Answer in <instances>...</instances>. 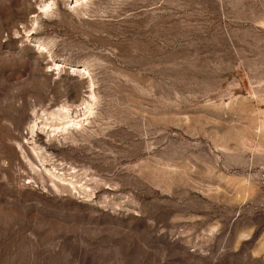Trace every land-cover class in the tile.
I'll return each mask as SVG.
<instances>
[{
	"label": "rangeland",
	"instance_id": "rangeland-1",
	"mask_svg": "<svg viewBox=\"0 0 264 264\" xmlns=\"http://www.w3.org/2000/svg\"><path fill=\"white\" fill-rule=\"evenodd\" d=\"M0 264H264V0H0Z\"/></svg>",
	"mask_w": 264,
	"mask_h": 264
}]
</instances>
